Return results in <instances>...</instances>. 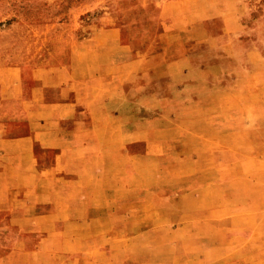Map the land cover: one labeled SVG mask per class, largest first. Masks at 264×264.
I'll use <instances>...</instances> for the list:
<instances>
[{"label": "rangeland", "instance_id": "obj_1", "mask_svg": "<svg viewBox=\"0 0 264 264\" xmlns=\"http://www.w3.org/2000/svg\"><path fill=\"white\" fill-rule=\"evenodd\" d=\"M162 50L194 56L166 67ZM125 52L136 65L118 73L145 99H113L119 127L80 136L84 183L68 187L64 168L59 184L4 170L0 238L20 235L9 214L19 202L36 264H252L247 233L264 248V0H0V64L111 65ZM118 180L129 196L95 198Z\"/></svg>", "mask_w": 264, "mask_h": 264}, {"label": "crops", "instance_id": "obj_2", "mask_svg": "<svg viewBox=\"0 0 264 264\" xmlns=\"http://www.w3.org/2000/svg\"><path fill=\"white\" fill-rule=\"evenodd\" d=\"M77 52H81L83 56L90 55L83 53V49H77ZM121 56L122 59L111 65H105L102 58L100 60L97 58L98 62L81 63L77 68L75 64L73 67L70 64L44 65L47 66L46 68L40 64H0V175L5 173L4 170L9 167H16L23 170L22 180H25V175L28 174L30 182L36 183L37 178L32 173L25 172V170H32L40 177L48 178L50 182L59 184L61 181L58 178L62 176L58 175V172L64 168L67 182L65 184L68 187L71 183H84V177L88 176L91 171L90 169L84 170L83 156L88 150L86 147L82 148L86 139L81 137L86 138L88 131L94 130V134L96 132L102 135L108 132L109 127L114 130L119 127V118H117L119 109L113 105V99H145L141 95L133 97L129 95L132 84H137L135 77L129 73H118L122 69H133L136 65V54L125 52ZM152 56V53L146 54L145 59L149 60ZM157 56L162 58L161 62L166 61L164 65L166 67L168 64L185 67V62L194 54L182 52L172 60L167 50H162ZM106 68L114 69L113 73L104 71ZM57 69H59L58 72L67 73L69 78L66 79L65 75L59 78L56 74ZM42 71L46 73L42 74ZM189 86L195 87L196 85ZM211 97L210 95L209 98ZM195 99H201V96ZM134 107L138 109L137 104ZM97 108L108 109V119L104 112L97 114ZM58 120L63 121L60 128L57 127L56 121ZM44 121H55L56 124L52 129L47 130L44 128ZM64 125L66 128H63ZM135 140L136 138L128 141V145L130 144L131 147L132 143L136 142ZM79 143H81V148L78 146ZM119 153L124 157L131 154L130 149L124 151L121 148ZM99 155L98 151L97 156ZM99 164L103 169V164ZM99 164L94 166L100 168ZM92 175L96 176V172L92 171ZM5 182H8V179ZM122 183L120 180L116 183H107L110 186H102L95 198L100 200L126 198L129 195L122 196L120 192ZM9 214L15 220V229L20 235L16 236V240H9V236L1 237L0 249L11 248V251L14 249L12 252H17L18 255H10V251L6 250L0 256V264H36L34 259L26 257V254L31 251L28 249L36 248L38 245L28 244L30 240L25 238L24 233L32 229L20 224L27 214L24 206L18 202L16 211ZM8 225H0V232H8ZM33 230L42 232L46 229L40 227L33 228ZM253 237H255L253 233H247L245 242L253 247L252 264H264V248L259 245V238L253 239ZM245 243H243L244 246ZM246 248H248L246 253L249 254V246L247 245ZM50 262L51 259L48 257L42 262L39 261L40 264ZM248 262L249 257L243 254L240 263Z\"/></svg>", "mask_w": 264, "mask_h": 264}]
</instances>
